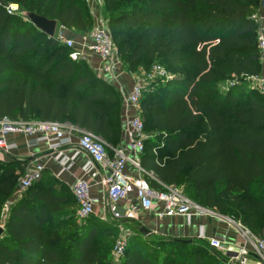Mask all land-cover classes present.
I'll return each mask as SVG.
<instances>
[{
    "label": "trees",
    "instance_id": "1",
    "mask_svg": "<svg viewBox=\"0 0 264 264\" xmlns=\"http://www.w3.org/2000/svg\"><path fill=\"white\" fill-rule=\"evenodd\" d=\"M8 3L79 35L93 24L85 0H0V119L54 121L111 142L119 128L120 93L82 60H70L55 37L7 13ZM102 5L123 66L159 60L171 76L156 88L147 86L139 98L144 132L149 127L139 155L142 176L155 189L182 183L192 202L260 236L264 97L253 85L260 73L255 17L260 0H102ZM3 166L0 212L23 168L16 161ZM66 198L52 183L38 188L33 182L14 200L5 218L0 216V264H108L110 227L90 216L68 224L58 215ZM119 264L222 261L203 242L134 230Z\"/></svg>",
    "mask_w": 264,
    "mask_h": 264
},
{
    "label": "built area",
    "instance_id": "2",
    "mask_svg": "<svg viewBox=\"0 0 264 264\" xmlns=\"http://www.w3.org/2000/svg\"><path fill=\"white\" fill-rule=\"evenodd\" d=\"M85 1L93 24L87 34L79 36L80 46H76L75 38L68 35L67 28L62 25L56 26L54 37L68 48L70 60H82L86 63L89 55H93L99 60V65L95 68L96 75L102 78L107 76L110 80H115L120 73V60L106 19L100 11L102 0ZM4 8L7 13H15L18 10L17 5L13 3L6 4ZM255 17L258 21L264 18V0H260V12ZM257 49L260 57L264 56V35L262 33L257 34ZM153 76L164 79L171 77L159 66H153L146 78ZM142 90V81L135 76L131 91L121 95V105L125 110L123 128L125 142L122 146L115 148L111 155L108 154L107 145L100 137L77 127L47 120L23 122L7 118L0 119V152L6 155L15 148V143L7 140L9 135L24 137L27 148L44 142L51 150L60 152L67 146H73L78 152H83L87 156V161L82 167L83 175H101L105 186L103 219L117 226L131 224L136 211H148L153 204L162 205V210L159 212L161 216L164 214L190 215L191 212H198L202 207L190 201L179 187L168 185L155 189L142 175L131 176L126 171L128 157L136 158L137 162L146 138L138 104ZM261 92L264 97V85L261 86ZM137 167L140 168L138 163ZM42 172L41 164L34 160H25L12 196L2 205L0 212L2 220L10 204L19 198L33 182L37 181ZM71 192L77 204L78 217L84 219L91 216L96 198L91 196L90 185L83 176L76 178ZM130 194H133L136 204L128 203ZM121 202L126 204L121 205ZM0 228L2 229L1 225ZM240 232L244 243L235 251L228 249V241L223 237L205 236L203 232H200L196 239L203 242L213 254L218 256L222 264H250V259H253V264H264V228L260 236L253 235L244 227H241ZM131 234L132 231L129 228H121L111 250L112 258L119 259L123 255ZM246 244H251V251L246 248Z\"/></svg>",
    "mask_w": 264,
    "mask_h": 264
},
{
    "label": "crops",
    "instance_id": "3",
    "mask_svg": "<svg viewBox=\"0 0 264 264\" xmlns=\"http://www.w3.org/2000/svg\"><path fill=\"white\" fill-rule=\"evenodd\" d=\"M57 26L59 25L57 24ZM258 33L264 35V18L259 20ZM75 44L76 46H80L81 41L79 38L75 39ZM259 60L260 73L253 79V85L256 86L262 94L261 86L264 85V56L259 57ZM85 64L93 74H96L95 68L99 65L98 58L89 55V60ZM119 70L120 73L115 80H110L107 76L105 78H100L118 91L120 95H123L131 91L135 76L121 66ZM124 114L125 110L121 105L118 110L117 118L119 124L118 133L111 142L104 141L110 154L113 153L115 148L122 146L125 142V137L123 135ZM7 140L9 142H14L16 146L6 155L0 152V172L4 167L3 165L11 161L19 162L21 166H24L25 160H34L36 163L41 164L43 166V172L41 177L35 181L36 187L42 188L52 183L54 192H61L67 197L66 206L59 211L58 215L61 219L68 220V224L73 220L78 223L77 204L74 202L71 188L76 178L83 176L90 185L91 196L96 198V202L93 206V214L90 218L93 221L103 223L110 227L112 232L106 234L108 237L116 230L120 232L121 228H129L132 232L134 230L141 231V229H147L149 234H143L149 237L189 239L192 241H197V235L203 232L205 236L225 238L228 241V249L230 251H235L244 243V239L240 232L242 226L236 220L204 207L198 212H191L190 215L164 214L161 216L159 212L162 210V205L153 204L148 211H136L134 221L131 224L117 226L103 219V204L106 199L105 186L101 175H83L82 167L87 161V156L83 152H78L73 146H67L61 149L60 152L51 150L44 142L39 143L37 146L27 148L25 146L24 137L22 136L9 135L7 136ZM74 140L73 138V141ZM137 163L139 164V157L137 162L136 158L132 156L128 157L126 171L131 176L142 175L143 169L141 167L138 168ZM105 173L108 172L105 171ZM128 203L136 204L133 194H130ZM125 204V202H121V205ZM246 248L251 251V244H246ZM250 264H253V259H250Z\"/></svg>",
    "mask_w": 264,
    "mask_h": 264
},
{
    "label": "rangeland",
    "instance_id": "4",
    "mask_svg": "<svg viewBox=\"0 0 264 264\" xmlns=\"http://www.w3.org/2000/svg\"><path fill=\"white\" fill-rule=\"evenodd\" d=\"M13 4L14 5H17L15 3H13ZM100 11L102 12V14L105 13V15H106V12L104 11V6L103 5L100 8ZM20 12H21V10H19V9L16 11L17 14L21 15ZM23 19H24V21H27L25 18H23ZM66 30L68 32V35H71L75 39L76 38H79L80 35L78 33H76L75 31H73L71 29H66ZM115 47H116V45H115ZM120 66L123 69H125V70L129 68L130 70L128 72L132 73L134 76L138 77L142 81L143 90H145V88L147 86H150V88L151 87L152 88L155 87L157 85V83L160 81V79L161 80L164 79V78H159L157 76H153V77L146 78V75L150 72V69L153 66H159L163 70H165V67H164L163 63L161 61H159V60H148L147 62L143 61L142 63H140V61H136L132 65H127L128 68L127 67H124L123 64H122V62L120 61ZM148 131H149V127H147V125H146L145 126V134H147ZM178 187L182 190V192L185 194V196H187V198L190 201H192V196H191L190 191L184 189L182 183H179V186ZM228 218H230V217H228ZM230 219H233V218H230ZM73 228H74V226L68 227V229H66V231H64L65 236H67L69 233H71L72 230H73ZM118 236H119V232L116 230L110 237H107V239H108L107 242H108V246H109V252H111L112 247H113V245H114V243H115V241H116V239H117ZM180 258L181 257L179 256V258H178L177 261L180 262ZM108 264H119V259L111 258L110 259V262Z\"/></svg>",
    "mask_w": 264,
    "mask_h": 264
},
{
    "label": "water",
    "instance_id": "5",
    "mask_svg": "<svg viewBox=\"0 0 264 264\" xmlns=\"http://www.w3.org/2000/svg\"><path fill=\"white\" fill-rule=\"evenodd\" d=\"M21 16H23L27 21H29L35 28L43 32L47 37L52 38L54 37V32L57 26V21L55 19L47 18L43 15L32 11H21ZM1 230V228H0ZM144 234H149L147 229H141ZM181 242H191L192 240H182V239H175Z\"/></svg>",
    "mask_w": 264,
    "mask_h": 264
}]
</instances>
